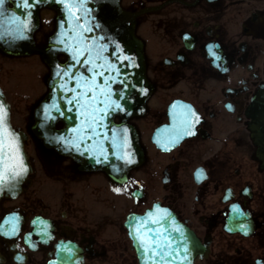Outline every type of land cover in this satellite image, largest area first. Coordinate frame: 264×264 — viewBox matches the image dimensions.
Wrapping results in <instances>:
<instances>
[{"label":"flooded vegetation","instance_id":"1","mask_svg":"<svg viewBox=\"0 0 264 264\" xmlns=\"http://www.w3.org/2000/svg\"><path fill=\"white\" fill-rule=\"evenodd\" d=\"M119 3L134 16L150 89L110 117L133 129L142 154L123 175L32 133L49 69L38 51L0 49V90L31 166L21 190L0 198V264H145L126 222L154 210L193 237L183 264H264V0ZM55 16L38 8L37 47Z\"/></svg>","mask_w":264,"mask_h":264},{"label":"water","instance_id":"2","mask_svg":"<svg viewBox=\"0 0 264 264\" xmlns=\"http://www.w3.org/2000/svg\"><path fill=\"white\" fill-rule=\"evenodd\" d=\"M81 2V0H77ZM9 3H13V7H8ZM72 3V0H37L30 9H23L21 6H15L16 0H5V7L0 9V49L10 54H27L34 47L32 32L37 24V9L40 5H46L56 10V29L50 37L49 42L44 48H37L45 63L49 66L51 74L48 78L49 92L35 109V123L32 127L34 134L43 139L46 146L55 147L62 154H72L77 157L84 158L88 164L104 168L109 174L113 175V168L107 157L109 156L107 148H103L102 141L115 139V155L117 168L123 165H129L134 162L138 156V148L132 143L129 147L119 146V143L125 141L130 132L129 128L124 124L113 125L110 122L111 111L102 121L103 127L97 131L100 136L86 140L80 144L79 150L72 146L71 141L77 139V134L73 129L83 128L84 117L80 115L81 109L75 103L69 104L67 101L72 98L73 93L68 91L74 87L75 82L69 81L67 76L57 75L64 69L71 71H79L85 75L84 67L76 65L72 53L85 46L107 44L106 49L96 47L93 49V55L97 51L105 59H101L98 63L104 65L105 76L114 77V81L110 80L107 88L109 103L115 101L120 105L116 112H124L128 109L130 94L137 92L136 88L142 87L145 89L144 65L142 57V47L139 41L133 34V19L120 8L119 0H82V7L73 6L70 10L72 16H69L67 5ZM30 11L31 16L28 17L26 12ZM76 17H80L79 22ZM16 18L27 21L29 28L24 33L23 38H17ZM99 24L100 27H93ZM63 25V26H62ZM91 28V31L87 29ZM90 37L91 39H85ZM103 38V39H102ZM58 40H67V44L58 43ZM118 46V47H117ZM68 50H65V49ZM63 53L67 56L66 63H61L57 60V55ZM83 59V57H79ZM127 58V59H126ZM71 67L70 66H73ZM111 65V68L109 67ZM99 70V69H98ZM118 70V74H117ZM102 78L98 77L99 82ZM64 85V88H61ZM115 86H120L121 90L115 89ZM79 91V89H78ZM139 94V93H138ZM0 102H3L5 110L8 113V125L12 131L18 136L19 156L23 160L26 172L21 179L9 180L8 182L0 181V197L3 194L14 195L21 190V184L27 180V175L30 172V165L27 154L23 148V139L25 134L17 132L9 124V106L0 92ZM72 111L69 112L68 109ZM62 120L66 123V128L56 130L54 125L57 121ZM108 136H107V135ZM63 137V140L60 138ZM103 152V154H101ZM83 153V155H81ZM122 154H125V160L120 161ZM97 160L101 162H97ZM127 163V164H125ZM122 170V169H121ZM124 170V169H123ZM122 170V171H123ZM151 215H133L129 218V228L133 243L137 249L140 259L145 264H158L161 260L159 255H152V249L160 251L156 248L157 244L163 245L170 243L173 248L164 255L165 262L171 260L172 264H183L182 260L178 259L183 256L186 247L193 245V239L189 233L185 231L174 220V227L169 228V214L162 212H150ZM133 217L145 218L143 220H132ZM152 221V222H151ZM156 221V223H153ZM131 224V226H130ZM167 235L172 242H168L164 237ZM167 241V242H166ZM175 255V257L173 256ZM166 264V263H165Z\"/></svg>","mask_w":264,"mask_h":264},{"label":"snow or ice","instance_id":"3","mask_svg":"<svg viewBox=\"0 0 264 264\" xmlns=\"http://www.w3.org/2000/svg\"><path fill=\"white\" fill-rule=\"evenodd\" d=\"M36 2L37 0H16L15 6L17 8L22 6L23 9L27 10L33 7ZM61 2H63V0H61ZM73 6L77 8L82 7V0L79 3L77 0H72V3L67 5L69 9V16L73 15L70 10ZM4 7L5 0H0V9H3ZM26 15L30 17L31 12L27 11ZM76 19L79 22L80 17H76ZM15 22L17 24V38H23L24 33L29 28V25L27 21L20 20L19 18H16ZM93 27L99 28L100 25L96 24ZM87 30L91 31L92 29L89 28ZM85 39L91 38L85 37ZM57 42L67 44V40H58ZM96 47L103 50L107 48V44L98 46L93 45L91 47L85 46L84 48L78 49L72 53L76 65L84 67L85 72L90 75H85L78 70L70 72L69 69H64L62 72L57 73V75L67 76L69 81L75 82L74 87L67 89L73 93L72 98L67 102L69 104L75 103L78 105L81 109L80 115L84 117L83 128L72 130L77 134V139L79 140V143H77L76 140L71 141L72 146L75 147L76 150H79L80 144L84 143L86 140L100 136L97 129L103 127L102 121L104 117L109 115L111 111H115L120 108V105L115 101H111L109 103L110 94L108 93L107 88L110 80L114 81V77L105 76L104 65L98 63V61L105 58L101 56L99 51L93 55V49ZM65 50L68 49L66 48ZM209 51H211V47L209 48ZM213 55L215 56V53H213ZM79 57H83V59H80ZM215 58L219 59L218 56ZM71 67H74V65L70 66V68ZM109 67L111 68V65ZM97 77L102 79L98 82ZM61 88L63 89L64 85H61ZM229 107H231V105H229ZM68 111L71 112L72 109L69 108ZM192 115H194V113H192ZM63 139V137L60 138V140ZM101 154H103V152H101ZM81 155H83V153H81ZM97 162L99 163L101 161L97 160ZM199 171L202 172V170ZM25 172L26 168L23 164L22 158L19 156L18 136L10 129L8 125V113L5 110L3 102H0V181L8 182L9 180H17L18 182V180L23 177ZM116 190L119 191L120 189ZM149 215H151V213H149ZM136 219L143 220L145 218H132V220ZM153 223H156V221H153ZM156 248H159L160 251H156L154 248L152 249V255H159L161 259H163L166 253L167 245L157 244Z\"/></svg>","mask_w":264,"mask_h":264},{"label":"rangeland","instance_id":"4","mask_svg":"<svg viewBox=\"0 0 264 264\" xmlns=\"http://www.w3.org/2000/svg\"><path fill=\"white\" fill-rule=\"evenodd\" d=\"M36 78V77H35Z\"/></svg>","mask_w":264,"mask_h":264}]
</instances>
